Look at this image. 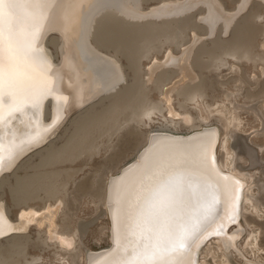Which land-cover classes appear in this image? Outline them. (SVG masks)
<instances>
[{
	"label": "bare ground",
	"instance_id": "1",
	"mask_svg": "<svg viewBox=\"0 0 264 264\" xmlns=\"http://www.w3.org/2000/svg\"><path fill=\"white\" fill-rule=\"evenodd\" d=\"M199 1L165 3L146 13L138 7L141 0H37L24 9L6 4L0 43V189L6 175L15 171L27 154L49 145L66 121L94 101L109 102L101 110L94 105L74 119V132L67 144L55 148L51 143L37 167H53L86 153L98 137L104 133L112 136L122 120H131L133 115L150 119L153 111L144 110V106L151 87L143 76H149L150 81L159 65L177 67L158 70L152 86L163 98L161 110L174 122L182 116L171 99L178 86L181 99L198 102L208 84L203 76L206 70H219L228 64L229 56L251 60L262 32L255 22L261 4L254 2L233 24L251 0L236 1L234 12H228L218 0H202L205 25L197 22L195 15H177L194 9ZM108 6L121 12L105 9ZM222 33H229V38L224 39ZM214 34L210 47L204 44L192 53L201 36ZM164 44H175L179 56L168 51L162 63L154 61L144 73L142 57L153 49L159 52ZM118 56L126 61L125 67ZM231 73L228 83L243 90L245 75L237 68ZM259 85L258 80L252 83ZM263 93L261 84L257 92L248 89L247 97L258 99ZM163 118L169 124L168 118ZM165 123L142 139L138 136L133 159L119 166L106 181L102 196L98 195L103 215L109 219L110 246L88 250L85 264H198L200 250L209 239H218L226 249L234 243L238 232L230 234L229 228L238 222L245 202L256 208L249 189L245 190L244 175L227 171L218 160L219 131L198 130L202 125L189 119L191 131L180 135ZM243 153L249 162H256L251 149L244 147ZM60 175L35 170L16 177L11 188L13 205L19 209L16 220L11 219L0 197V241L11 238L10 247L0 250V264L41 260L38 256L27 258L22 236L32 226H45L43 236L38 237L44 245L53 242L66 252L74 247V235L56 231L62 203L54 182ZM89 189L87 184L79 187L81 191ZM40 193L44 194L43 207L36 210L30 202Z\"/></svg>",
	"mask_w": 264,
	"mask_h": 264
},
{
	"label": "rangeland",
	"instance_id": "2",
	"mask_svg": "<svg viewBox=\"0 0 264 264\" xmlns=\"http://www.w3.org/2000/svg\"><path fill=\"white\" fill-rule=\"evenodd\" d=\"M177 1L157 2L152 0L145 3L141 0V4L138 7L140 10L142 9V13H146L153 8L156 9L161 6V4ZM218 1L227 8L228 12H234L232 9L236 8V1L238 0ZM254 2L261 4L258 8L259 15L255 22L262 29L256 42V54L251 60L243 58L236 60L229 56L227 57L228 64L222 66L219 70L216 68L206 70L203 76L208 78V84L200 94L201 97L198 102H187L181 99V96L178 95V91H180V86H178L172 92L171 99L173 107L182 116L176 117L178 119L175 118L174 122H170L167 112L161 110L160 103L163 98L157 90L152 89V86L160 71L175 70L177 67L174 64H168V66L159 65L155 72L156 75L150 81L147 80L149 76H143V79L147 81V85L151 87L148 101L144 106V110L153 111L150 119L141 115H133V119L128 121L121 119V128L113 134L114 136L108 137L104 133L96 139L95 145L89 148L86 153H80L74 157L64 159L53 167H37L41 164V159L46 154V149L51 143L55 148H61L67 144L74 132V119H77L86 109L94 105L97 110H101L109 102L106 99L102 104L99 101H94L93 105L66 121L49 145L27 154L21 160L22 163L20 162L18 168L6 175L7 181L1 186L0 197L9 208L11 219L16 220L19 209L14 207L11 195V188L16 184V177L32 174L35 170L37 172L54 171L61 173V177L58 176L54 182L58 191V198L62 203L56 217V231L65 235H74V247L66 252L53 242L44 245L41 241H38V237L40 235L43 236L45 226L40 229L32 226L22 236L25 240L27 258L31 260L38 256L41 260L28 264H85L84 254L88 250L98 251L110 246L109 219L103 215V202L98 195L102 196L106 181L117 172L119 166L133 159V154L138 147V136L139 139H142L143 135L155 131L161 124L166 122L163 115L169 120V124L165 123L164 125H169L172 131L178 132L180 135H186L191 131L188 123L189 119L197 126H204L199 127L198 130L208 127L219 131V142L217 145L219 162L225 165L227 171L244 175L245 190L249 189V197H252V200L257 203L256 208L250 202H245L242 205L238 222L229 228L230 234L238 232L234 243L226 249L218 239H209L200 250L198 264H264V93L261 96L262 98L258 99H249L247 97L248 89L257 92L260 89V85L264 84V0L247 2L248 5L246 4L245 10L237 15L231 23L233 24L238 18L245 16ZM201 3L204 2L200 0L193 7L194 9H189L177 15H195L197 22L205 25L204 20L201 19L204 16L203 11L200 10L203 7ZM115 8L114 6L105 7L107 10L117 13L121 12L118 8ZM170 16L171 14L165 15L163 18ZM151 17L153 19L159 18L158 16L153 17V15ZM191 34L189 36L192 38L193 35ZM189 36V40H192ZM222 37L228 39L229 33H222ZM215 39L216 34L213 36H201L192 53L201 45L205 44L210 47ZM168 51L172 52L174 57L179 56V49L175 44H164L159 52L153 49L146 57H142L141 69L144 73L155 62L160 61L155 64L162 63ZM118 58L120 59L119 56ZM120 60L123 67H125L126 61ZM234 68H237L245 75L246 85L243 90H240L236 83H228L230 77L233 76L231 70ZM196 78L197 76H195ZM255 80L260 83L257 87L252 86ZM122 85L117 88L122 87ZM160 111L163 112V115L159 113ZM184 113L187 116L185 119L183 118ZM244 147L251 149L254 155L256 154L255 163H251L246 159L243 153ZM67 173L72 177H68ZM83 184L90 186V189L87 191L79 190V187ZM43 197L44 194L40 193L35 200L30 202V205L36 210H40L43 207ZM10 240L11 238L8 237L0 241V250H7L10 247ZM62 257H65V260H60Z\"/></svg>",
	"mask_w": 264,
	"mask_h": 264
},
{
	"label": "snow or ice",
	"instance_id": "3",
	"mask_svg": "<svg viewBox=\"0 0 264 264\" xmlns=\"http://www.w3.org/2000/svg\"><path fill=\"white\" fill-rule=\"evenodd\" d=\"M37 2V0H0V43L4 39V23L6 13L4 11V6L7 4L15 9H24L27 5ZM7 16L10 18L12 13H7ZM3 88V78L0 76V89Z\"/></svg>",
	"mask_w": 264,
	"mask_h": 264
},
{
	"label": "water",
	"instance_id": "4",
	"mask_svg": "<svg viewBox=\"0 0 264 264\" xmlns=\"http://www.w3.org/2000/svg\"><path fill=\"white\" fill-rule=\"evenodd\" d=\"M126 166H128V164Z\"/></svg>",
	"mask_w": 264,
	"mask_h": 264
}]
</instances>
